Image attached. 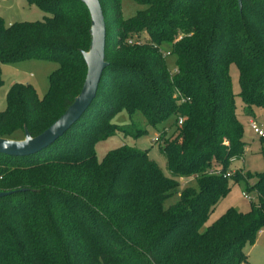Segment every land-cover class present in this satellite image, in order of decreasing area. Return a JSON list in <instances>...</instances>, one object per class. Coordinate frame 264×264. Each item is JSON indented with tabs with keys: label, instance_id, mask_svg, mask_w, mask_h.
<instances>
[{
	"label": "trees",
	"instance_id": "1",
	"mask_svg": "<svg viewBox=\"0 0 264 264\" xmlns=\"http://www.w3.org/2000/svg\"><path fill=\"white\" fill-rule=\"evenodd\" d=\"M25 1L47 17L0 20V66L39 59L56 69L42 99L28 84H9L0 111L5 140L50 126L79 94L86 71L83 4ZM97 1L106 65L93 100L45 149L0 155V193H8L0 197V264H248L243 247L264 230V171L228 172L246 146L228 71H237L241 116L256 118L264 111V0H131L142 9L126 20L120 0ZM165 53L175 57V74ZM119 112L138 114L159 132L166 173L147 150L125 145L97 162V142L130 128L133 138L146 134L111 123ZM183 179L195 186L178 190ZM228 179L244 183L255 203L204 226Z\"/></svg>",
	"mask_w": 264,
	"mask_h": 264
},
{
	"label": "rangeland",
	"instance_id": "2",
	"mask_svg": "<svg viewBox=\"0 0 264 264\" xmlns=\"http://www.w3.org/2000/svg\"><path fill=\"white\" fill-rule=\"evenodd\" d=\"M141 9V7L135 5L131 0H120V13L124 20L131 18L136 11ZM46 17L47 15L37 6L29 5L25 0H0V20L4 25L34 23L42 21ZM165 62L167 70L173 72L175 57L167 55ZM55 69V64L39 59H28L13 64L1 65L0 78L3 84L0 86V111L5 108V87L8 83L17 82L28 84L33 89L36 97L42 99L48 91L49 75ZM228 73L231 82V90L234 95L235 112L242 125V136L246 143L241 158L234 161L229 166L228 172L231 174L234 171H238L248 175L261 173L264 171V140H260L251 134L247 127V119L241 116V102L237 97L238 84L236 68L231 65ZM257 117L259 123L263 126L264 131V116L261 115L260 112L259 114L257 113ZM111 123L114 125L133 124L134 127L136 125L140 129H145L146 134L138 138H133L131 135L133 128H130L129 131L131 132L127 135L123 136L121 133L117 132L111 137L97 142L94 145V154L97 162H101L108 153L119 146L125 145L128 148L147 150L148 158L154 161L162 172L166 173L164 164L156 150L157 145H154L151 142V139L157 137L159 132L149 127H145L144 120L138 114H135L133 117H128L126 113L119 112L111 118ZM22 135L23 134L19 132L15 133V136L18 138ZM0 168L3 167L0 166ZM194 186L195 183L193 179H183L179 182L178 190ZM228 186V193L218 201L213 211L209 214L204 226L210 225L229 208L240 213L248 212L250 209V203L244 199L242 194L247 195L250 198L251 203H255L254 195L245 192V185L241 181L234 182L231 179H228ZM176 200V197H172L167 201L166 205L173 204ZM243 252L247 255L248 264H264V230L256 235L253 245H244Z\"/></svg>",
	"mask_w": 264,
	"mask_h": 264
},
{
	"label": "water",
	"instance_id": "3",
	"mask_svg": "<svg viewBox=\"0 0 264 264\" xmlns=\"http://www.w3.org/2000/svg\"><path fill=\"white\" fill-rule=\"evenodd\" d=\"M89 15V46L81 53L86 71L79 94L67 109L50 126L36 137L31 138L23 131V139L12 141L0 139V155L20 158L34 155L52 144L62 136L87 109L94 98L96 88L103 69L105 28L102 12L97 0H79ZM239 6L240 0H236ZM8 193H0V197Z\"/></svg>",
	"mask_w": 264,
	"mask_h": 264
},
{
	"label": "built area",
	"instance_id": "4",
	"mask_svg": "<svg viewBox=\"0 0 264 264\" xmlns=\"http://www.w3.org/2000/svg\"><path fill=\"white\" fill-rule=\"evenodd\" d=\"M132 40H127V44L130 45L132 44ZM165 56H167L168 54H164ZM176 71L173 70L172 74H175ZM264 112V111H263ZM181 124V120L178 119L177 121V125H180ZM247 127L249 129V131L251 132V134L258 138V139H264V131H263V126L256 120V118H253V117H249L248 120H247ZM151 142L154 144V145H157V143L159 142L158 140V136L157 137H154L153 139H151ZM216 174L215 172L213 171H208V175H214ZM242 196L244 197V199H246L248 202H250V198L245 195V194H242Z\"/></svg>",
	"mask_w": 264,
	"mask_h": 264
},
{
	"label": "crops",
	"instance_id": "5",
	"mask_svg": "<svg viewBox=\"0 0 264 264\" xmlns=\"http://www.w3.org/2000/svg\"><path fill=\"white\" fill-rule=\"evenodd\" d=\"M9 25V24H8ZM7 25V26H8ZM11 83H15V82H11ZM11 83H8L7 85H6V87H5V92H6V89H7V87L9 86V84H11ZM17 83V82H16ZM261 115H263L264 116V112H263V114H262V112H261ZM248 118L249 117H247L246 119L248 120ZM256 120L258 121V117L256 116ZM259 122V121H258ZM23 139V135H22V138H21V140ZM17 141H20V140H17ZM248 260V259H247Z\"/></svg>",
	"mask_w": 264,
	"mask_h": 264
}]
</instances>
